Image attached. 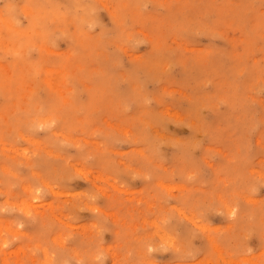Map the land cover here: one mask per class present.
I'll return each instance as SVG.
<instances>
[{
    "label": "rangeland",
    "instance_id": "rangeland-1",
    "mask_svg": "<svg viewBox=\"0 0 264 264\" xmlns=\"http://www.w3.org/2000/svg\"><path fill=\"white\" fill-rule=\"evenodd\" d=\"M0 233V264H264V0H0Z\"/></svg>",
    "mask_w": 264,
    "mask_h": 264
},
{
    "label": "bare ground",
    "instance_id": "bare-ground-1",
    "mask_svg": "<svg viewBox=\"0 0 264 264\" xmlns=\"http://www.w3.org/2000/svg\"><path fill=\"white\" fill-rule=\"evenodd\" d=\"M162 122V121H161ZM4 147V146H3ZM1 234V233H0Z\"/></svg>",
    "mask_w": 264,
    "mask_h": 264
}]
</instances>
